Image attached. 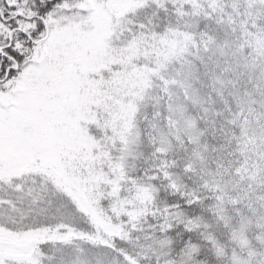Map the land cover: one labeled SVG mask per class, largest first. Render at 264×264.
Returning <instances> with one entry per match:
<instances>
[{
    "label": "snow or ice",
    "instance_id": "6c2138e0",
    "mask_svg": "<svg viewBox=\"0 0 264 264\" xmlns=\"http://www.w3.org/2000/svg\"><path fill=\"white\" fill-rule=\"evenodd\" d=\"M0 264H264V0H0Z\"/></svg>",
    "mask_w": 264,
    "mask_h": 264
}]
</instances>
